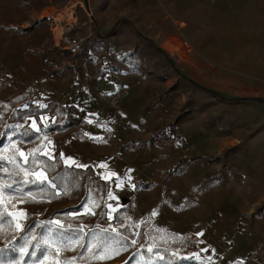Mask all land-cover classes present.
<instances>
[{"label": "rangeland", "instance_id": "1", "mask_svg": "<svg viewBox=\"0 0 264 264\" xmlns=\"http://www.w3.org/2000/svg\"><path fill=\"white\" fill-rule=\"evenodd\" d=\"M38 16L50 20L56 47L73 52L83 49L87 57L83 67L69 71L61 79L34 80L29 77L22 82L27 96L35 105L43 108L53 102L62 108L77 105L82 109L88 101L91 104L89 97L101 91L97 84L100 78L106 82L114 75L117 78L133 76L136 82L141 81L142 90L153 92L151 105H158L152 110L156 119L149 122L145 118L148 131L153 133L149 129L162 118L166 126L171 125L176 130L170 152L159 150L155 163L137 172L135 180L138 179L141 184L134 191H127L122 196L123 201L114 194L109 196V192L116 189L114 180H111L113 188L102 198L107 219L111 220L114 211L124 206L126 201L130 220L137 223L148 220L155 228L171 233L175 232L153 223L157 210L174 209L177 221L173 225L196 217V233L210 219L218 223L220 230L216 240L211 242L219 245L221 256L228 259L227 264H242L244 259L264 264V168L254 178H246L253 186L251 188L232 182L224 168L225 151L235 148L237 155L245 156L247 150L241 145L252 136L254 128L251 125L258 118L254 105L260 103L264 110V96L254 94L250 85L238 83L234 74L228 80V69L216 62L206 61L197 51L212 29L209 5L203 2L174 21L127 4L124 0H70L61 9L47 6ZM149 42L159 50L155 55L147 54L145 45ZM164 56L172 66L166 63ZM21 63V51L4 44L0 49V66L5 74L0 79L16 81L14 71ZM161 101L165 103L164 110L158 104ZM185 101L192 108L181 112L180 106ZM90 104L84 109H91ZM200 104L209 105L206 112L199 108ZM40 119L44 125L56 121L49 114L42 115ZM62 119L63 116L59 122ZM88 123L90 127L102 124L92 119H88ZM29 125L38 130L35 121L31 120ZM84 130L71 129L74 136L64 137L62 141L72 137L82 138ZM51 139L55 143L52 148L54 154L56 142ZM193 143L196 146L191 148ZM122 146L116 149L101 143L97 144L94 152L110 157L117 152L116 155L120 156L124 152ZM121 163L123 167H128L126 162ZM93 167L99 175V168L96 165ZM214 174L221 175V179L213 181L205 191L196 193L200 181ZM34 175L45 179L42 171ZM88 210L84 207L82 213ZM10 215L15 229L19 231L26 221L25 210L14 207ZM229 216L233 219V236L243 233L249 241L257 238L249 252L238 255L229 252L231 239H225L226 232L222 230L224 224H228Z\"/></svg>", "mask_w": 264, "mask_h": 264}, {"label": "trees", "instance_id": "2", "mask_svg": "<svg viewBox=\"0 0 264 264\" xmlns=\"http://www.w3.org/2000/svg\"><path fill=\"white\" fill-rule=\"evenodd\" d=\"M69 2L0 0V49L7 44L22 53V63L14 71L16 81L0 79V264H199L196 256L201 250L194 233L178 235L155 228L148 220L132 221L127 201L108 220L102 198L113 188V181L103 180L92 166L65 165L59 154L62 139L74 136L71 129L89 126L86 110L77 105L62 108L53 102L41 108L27 96L22 82L29 77L61 79L85 64L87 52L56 47L50 20L38 16L47 6L61 9ZM145 48L150 55L159 51L151 42ZM4 74L0 66V77ZM198 106L203 112L209 107ZM190 108L185 101L180 111ZM46 114L56 121L44 125L40 117ZM155 115L151 111L146 118L152 122ZM31 120L38 130L29 125ZM149 130L156 135L153 148L170 152L175 128L166 126L162 118ZM51 138L56 142L52 158L43 153ZM137 147L148 144L140 142ZM234 154L236 149H229L224 158ZM38 171L45 179L35 177ZM225 174L240 187L252 186L230 167ZM220 179L219 174L202 179L195 192L205 191ZM140 184L136 179L135 189ZM14 207L25 210L26 221L19 231L10 215ZM84 207L89 210L82 213Z\"/></svg>", "mask_w": 264, "mask_h": 264}, {"label": "crops", "instance_id": "3", "mask_svg": "<svg viewBox=\"0 0 264 264\" xmlns=\"http://www.w3.org/2000/svg\"><path fill=\"white\" fill-rule=\"evenodd\" d=\"M127 4L141 7L144 11H150L163 19L178 20L181 15L193 9L203 2L209 5V17L212 18V29L207 34L204 43L197 49L208 62H216L228 69L227 79L230 75L237 78L238 83L251 86L254 94L264 96V0H124ZM50 79V78H49ZM44 80H48L45 78ZM101 91H111L124 86L129 90L128 99L123 103L125 115V127L115 130L109 129L104 123L97 127L88 126L82 138H67L59 146V154L65 165H74L84 168L88 165L100 170L99 176L106 181L115 182L114 194L120 201L123 195L135 189V178L142 167L155 163L159 157L153 151L152 141L155 134L148 131V122H144L147 115L158 105H151L153 92L142 90L141 81L133 76L117 78L116 75L103 82L102 78L97 82ZM112 84L114 86H112ZM137 84V85H136ZM97 87V86H96ZM91 99L90 97L88 98ZM262 99V98H261ZM263 100V99H262ZM260 100V101H262ZM264 101V100H263ZM88 103L82 107L87 108ZM164 110L165 103H158ZM92 105V102L90 106ZM257 120L251 126L250 139L243 143L245 156L234 154L225 159L224 168L230 167L243 179L254 178L264 168V110L257 103ZM92 108V107H91ZM259 108V109H258ZM250 134V135H251ZM107 141V142H106ZM49 142V145H48ZM43 150L48 157H53V139L49 140ZM146 142L147 148L137 147V143ZM104 143L107 147L123 145L124 152L120 156H107L95 154L97 144ZM240 144V143H239ZM196 143L191 144V148ZM126 162L128 167L121 163ZM247 179V180H248ZM119 181V183H118ZM118 183V184H117ZM123 201V200H122ZM195 215V214H194ZM174 209L165 208L157 210L153 215V223L157 227L170 228L173 232L183 235L195 233L198 237L201 254L196 256L199 264H227L228 259L221 256L216 235L219 233L218 223L207 219L199 233L196 217L179 222ZM232 217H228V224H224L225 239H231L230 253L238 255L241 252H249L257 238L247 240L246 234H232ZM235 251V252H234Z\"/></svg>", "mask_w": 264, "mask_h": 264}, {"label": "built area", "instance_id": "4", "mask_svg": "<svg viewBox=\"0 0 264 264\" xmlns=\"http://www.w3.org/2000/svg\"><path fill=\"white\" fill-rule=\"evenodd\" d=\"M128 96L129 90L124 86L114 91H97L91 98L92 108L86 109V113L90 119L104 123L111 130L123 128L125 124L123 103ZM242 264L255 263L244 259Z\"/></svg>", "mask_w": 264, "mask_h": 264}, {"label": "snow or ice", "instance_id": "5", "mask_svg": "<svg viewBox=\"0 0 264 264\" xmlns=\"http://www.w3.org/2000/svg\"><path fill=\"white\" fill-rule=\"evenodd\" d=\"M23 155V154H22ZM155 214V213H154ZM66 264H73L71 261H67Z\"/></svg>", "mask_w": 264, "mask_h": 264}]
</instances>
